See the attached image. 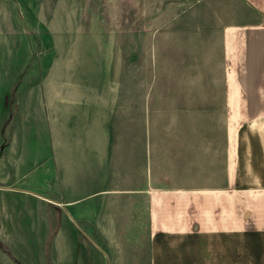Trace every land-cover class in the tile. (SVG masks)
<instances>
[{
  "label": "rangeland",
  "instance_id": "374dc122",
  "mask_svg": "<svg viewBox=\"0 0 264 264\" xmlns=\"http://www.w3.org/2000/svg\"><path fill=\"white\" fill-rule=\"evenodd\" d=\"M257 15L243 0H0V163L9 148L15 161L24 154L23 168L8 172L18 184L0 190L51 198L52 187L38 186L36 137L41 105L54 93L63 110L94 100L96 118L109 111L112 139L128 148L131 163L141 146L160 182L180 176L191 159L208 161L210 146L218 157L226 129L222 28ZM48 204L44 244L30 235L0 239V264H65L76 255L87 264L97 254L99 264L147 263L145 233L133 259L126 249L88 251L81 232L78 249L60 258Z\"/></svg>",
  "mask_w": 264,
  "mask_h": 264
},
{
  "label": "crops",
  "instance_id": "0c3cea01",
  "mask_svg": "<svg viewBox=\"0 0 264 264\" xmlns=\"http://www.w3.org/2000/svg\"><path fill=\"white\" fill-rule=\"evenodd\" d=\"M243 1L258 15L222 28L226 129L218 157L210 146L208 161L191 159L180 176L160 182L141 146L131 163L128 148L112 139L109 111L96 118L94 100L63 110L54 93L52 104L41 105L36 137L38 186L52 187L51 198L0 190V239L21 243L30 235L44 244L50 202L62 259L78 249L80 232L88 251L126 249L133 259L145 233L146 264H264V0ZM7 152L0 186L17 185L8 172L24 164V154L15 161ZM73 257L65 264H79ZM92 257L87 264H99L100 255Z\"/></svg>",
  "mask_w": 264,
  "mask_h": 264
}]
</instances>
